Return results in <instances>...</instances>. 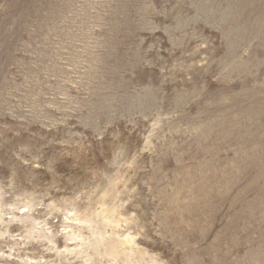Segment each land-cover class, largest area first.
<instances>
[{
	"label": "rangeland",
	"instance_id": "374dc122",
	"mask_svg": "<svg viewBox=\"0 0 264 264\" xmlns=\"http://www.w3.org/2000/svg\"><path fill=\"white\" fill-rule=\"evenodd\" d=\"M0 264H264V0H0Z\"/></svg>",
	"mask_w": 264,
	"mask_h": 264
},
{
	"label": "bare ground",
	"instance_id": "6f19581e",
	"mask_svg": "<svg viewBox=\"0 0 264 264\" xmlns=\"http://www.w3.org/2000/svg\"><path fill=\"white\" fill-rule=\"evenodd\" d=\"M263 173V172H262ZM261 177V176H260Z\"/></svg>",
	"mask_w": 264,
	"mask_h": 264
}]
</instances>
